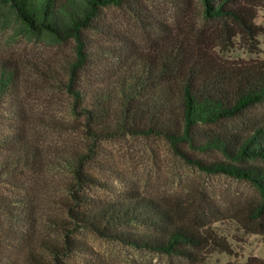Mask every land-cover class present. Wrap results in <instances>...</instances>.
Returning a JSON list of instances; mask_svg holds the SVG:
<instances>
[{"label":"trees","instance_id":"1","mask_svg":"<svg viewBox=\"0 0 264 264\" xmlns=\"http://www.w3.org/2000/svg\"><path fill=\"white\" fill-rule=\"evenodd\" d=\"M199 1L203 18L214 21L209 38L167 31L158 23L148 49L139 48L128 36L107 43L88 34L101 27L103 7L125 4L139 11L137 0H0V17L54 43L74 41L75 56L55 76L69 96L72 127L92 143L126 135L159 136L199 170L248 181L258 200L245 209L243 219L236 214L234 218L248 230L264 234V59L230 61L221 53L234 45L235 38L249 52L257 51L264 27L255 19L264 0ZM209 39L214 40L208 43ZM107 59L110 71H96ZM21 78V66L0 57V114L17 120L23 117L15 96ZM238 117L239 125L227 123ZM73 151L70 159L62 156L71 178L64 185L70 197L67 217L53 220L59 237L36 231L41 215L30 196L0 193V248L11 232L13 246H26L31 264H71L64 258L88 248L73 235L82 228L137 250L192 262H203L214 251L232 254L224 236L189 224L154 198L91 196L86 188L100 180L85 163L95 148ZM213 152L220 157L202 156ZM43 164L44 155L24 129L0 132V181L10 182ZM225 264H264V257L249 255L244 262Z\"/></svg>","mask_w":264,"mask_h":264},{"label":"rangeland","instance_id":"2","mask_svg":"<svg viewBox=\"0 0 264 264\" xmlns=\"http://www.w3.org/2000/svg\"><path fill=\"white\" fill-rule=\"evenodd\" d=\"M137 1L139 11L125 4L103 7L99 20L101 27L88 34L93 40L107 43L128 36L139 48L148 49L154 44L153 28L158 23H164L167 31H186L192 38L196 34L204 39L209 38V28L214 26V21L203 18L199 0ZM255 21L264 27V8H259ZM213 40L209 39L208 43ZM257 41L255 52H249L246 45L235 38L234 45L221 53L230 61L264 59V32ZM74 56L72 39L54 43L44 36L25 33L19 29L18 22L8 23L0 17V57L14 59L21 66L22 78L15 96L23 114L19 120L10 114H0V132L24 129V134L44 155V164L39 169L27 170L12 179L9 177L10 182L0 181V193L32 198L41 215L35 223L39 235L59 237L60 231L53 220L67 217L66 200L70 197L64 185L71 176L62 156L70 159L76 148L87 151V147L92 145L95 151H90L85 167L100 183L89 184L87 193L106 199L126 194L154 198L189 224H201L217 231L227 239L233 251L232 254L214 251L203 262H192L166 253L137 250L81 228L73 235L85 241L88 248L65 257V262L225 264L229 261L244 262L249 255L264 257V234L248 230L234 218L236 214L243 219L245 209L258 200V192L251 183L199 170L159 136L126 135L92 143L82 130L70 125L69 96L55 76L62 74ZM99 65L95 68L99 73L110 71L109 59ZM92 78L96 81L101 79L97 75H92ZM240 122V117L227 121L234 127ZM202 156L220 157V154L213 152ZM14 236L11 232L5 235L6 241L0 248V264H31L25 255L26 246H13Z\"/></svg>","mask_w":264,"mask_h":264}]
</instances>
